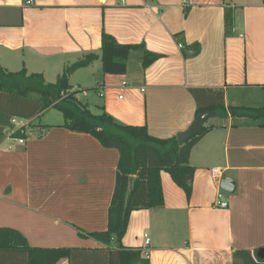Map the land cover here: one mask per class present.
Segmentation results:
<instances>
[{
    "label": "crops",
    "instance_id": "crops-1",
    "mask_svg": "<svg viewBox=\"0 0 264 264\" xmlns=\"http://www.w3.org/2000/svg\"><path fill=\"white\" fill-rule=\"evenodd\" d=\"M33 1L0 0V64L9 71L56 79L86 53L99 60L102 32L160 55L143 68L134 52L125 74L94 75L96 107L122 124L176 136L195 118L190 87L223 89L232 106L264 99V0ZM233 118L204 123L216 126L191 149V197L161 172L164 205L132 211L122 245L141 248L147 234L150 264H264L257 256L264 249V128L240 117L234 127ZM62 123L28 121L23 144L5 129L0 226L18 229L32 246L100 247L78 230H106L119 153ZM214 167L236 187L224 192L227 208L216 206Z\"/></svg>",
    "mask_w": 264,
    "mask_h": 264
},
{
    "label": "trees",
    "instance_id": "trees-1",
    "mask_svg": "<svg viewBox=\"0 0 264 264\" xmlns=\"http://www.w3.org/2000/svg\"><path fill=\"white\" fill-rule=\"evenodd\" d=\"M134 52L140 54L143 68L160 57L146 50L143 44L119 43L112 35L102 32V73L125 74L127 61ZM97 58L93 52L84 54L65 67L54 82H46L41 73L28 72L26 68L9 71L0 64V143L6 136L5 129H12L11 118L30 121L54 108L63 116L62 127L88 134L103 147L114 148L119 153L106 230H78L80 237H92L102 246H32L18 229L0 226V264H56L61 259H66L68 264H150L141 248L121 243L130 213L164 205L161 172L169 174L187 200L191 197L196 170L189 163L191 149L216 125H204L206 120L197 134L180 144L176 136L151 135L145 125L122 124L102 106H98V113L92 112L90 105L78 98L79 89H73L69 76ZM189 93L196 104L195 117L208 112L219 118L231 114L234 118H248L252 125L264 128V99L257 106H232L225 104L223 89L190 87ZM234 118L232 126H239ZM11 135L24 137L19 132Z\"/></svg>",
    "mask_w": 264,
    "mask_h": 264
},
{
    "label": "rangeland",
    "instance_id": "rangeland-1",
    "mask_svg": "<svg viewBox=\"0 0 264 264\" xmlns=\"http://www.w3.org/2000/svg\"><path fill=\"white\" fill-rule=\"evenodd\" d=\"M67 66H65V67H67ZM62 71L63 70H61V73H62ZM98 72H99V74H102V73H100V72H102L101 71L100 55H99L98 61L95 60V62H92L90 64V66L82 67V68L75 70L69 76V83L73 86V89H79V92L77 93L78 98L80 100H82L83 102H86V101L91 102L90 109L94 113L99 112V109L96 107V103H98V102H96L98 100V97H97L98 95H97L96 91H94V89H91V88H93V86L96 84V78L94 75L98 74ZM45 80H46V82H54L55 76L54 75L49 76L47 74ZM81 90H84V91H81ZM83 92H86L88 94L87 98L85 96H83V94H82ZM212 118H214V117H212ZM19 119L22 121H26L23 118H19ZM61 121H63L62 114L54 108H51L48 111H46V112L36 116L35 118H33V123H37V124L56 123V122H61ZM7 133L9 134L8 131H7ZM224 195H227V194L224 193Z\"/></svg>",
    "mask_w": 264,
    "mask_h": 264
},
{
    "label": "built area",
    "instance_id": "built-area-1",
    "mask_svg": "<svg viewBox=\"0 0 264 264\" xmlns=\"http://www.w3.org/2000/svg\"><path fill=\"white\" fill-rule=\"evenodd\" d=\"M183 2H187V0H183ZM34 3L33 0H25L24 4L25 5H32ZM179 48L182 47V44H178L177 45ZM122 86L127 87V83L126 82H122ZM141 91L143 92L144 89H141ZM99 95L102 96L103 93L99 92ZM119 99L123 98V95H119L118 96ZM11 124L13 125V129H11L9 131L8 137L15 141L18 142L19 144H23L24 143V139L22 137H13L11 134L19 132V133H25V126L28 123V120L26 121H22L19 118L13 117L11 118ZM211 172V176L213 177L215 183L218 186V191L216 193V206L220 207V208H227L228 207V203L227 201L224 199V191L220 189L219 187V182L220 179L223 178V169L219 168V167H214L210 169ZM144 238V243L143 246L141 247L143 255L148 258L149 254H150V248H149V237L147 236V234L143 235Z\"/></svg>",
    "mask_w": 264,
    "mask_h": 264
},
{
    "label": "water",
    "instance_id": "water-1",
    "mask_svg": "<svg viewBox=\"0 0 264 264\" xmlns=\"http://www.w3.org/2000/svg\"><path fill=\"white\" fill-rule=\"evenodd\" d=\"M214 116L215 113L210 112L197 115L194 118L193 123L186 130L180 131L176 134L178 143L181 144L187 139L191 138L193 135L197 134L203 123ZM219 187L221 190L227 193H233L236 188L234 181L229 177L221 178L219 182ZM257 256L260 259H264V249H260L257 253Z\"/></svg>",
    "mask_w": 264,
    "mask_h": 264
}]
</instances>
